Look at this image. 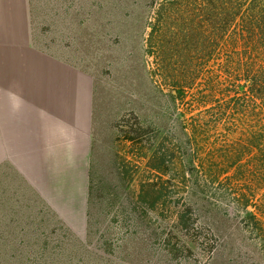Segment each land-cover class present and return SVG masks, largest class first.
<instances>
[{"label": "rangeland", "instance_id": "rangeland-1", "mask_svg": "<svg viewBox=\"0 0 264 264\" xmlns=\"http://www.w3.org/2000/svg\"><path fill=\"white\" fill-rule=\"evenodd\" d=\"M153 1L0 0V264H77L78 241L99 255L101 232L86 218L87 138L93 177L107 188L95 192V216L112 224L111 252L123 242L134 253L124 264H233L202 222L193 217L186 228L177 219L182 187L151 211L137 199L142 172L125 187L119 170L100 168L124 153L119 128L138 112L151 114L139 37ZM126 200L132 213L122 209Z\"/></svg>", "mask_w": 264, "mask_h": 264}, {"label": "trees", "instance_id": "trees-1", "mask_svg": "<svg viewBox=\"0 0 264 264\" xmlns=\"http://www.w3.org/2000/svg\"><path fill=\"white\" fill-rule=\"evenodd\" d=\"M142 23V98L151 114L133 111L135 122L119 128L124 153L100 168L119 170L116 182L124 186L142 172L137 199L151 211L171 187H182L176 217L184 227L195 217L230 250L233 264H264V0H155ZM93 144L87 138L83 150L86 218L88 229L101 232L99 255L78 241L76 254L87 260L77 264H124L131 253L123 242L111 252L112 224L95 216V192L107 188L93 177ZM132 205L122 202L124 213Z\"/></svg>", "mask_w": 264, "mask_h": 264}, {"label": "crops", "instance_id": "crops-1", "mask_svg": "<svg viewBox=\"0 0 264 264\" xmlns=\"http://www.w3.org/2000/svg\"><path fill=\"white\" fill-rule=\"evenodd\" d=\"M1 135H2V131H1V129H0V137H1ZM0 155H1V152H0Z\"/></svg>", "mask_w": 264, "mask_h": 264}]
</instances>
